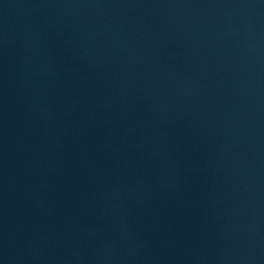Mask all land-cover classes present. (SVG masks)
I'll list each match as a JSON object with an SVG mask.
<instances>
[{
  "label": "water",
  "instance_id": "1",
  "mask_svg": "<svg viewBox=\"0 0 264 264\" xmlns=\"http://www.w3.org/2000/svg\"><path fill=\"white\" fill-rule=\"evenodd\" d=\"M0 164L264 264V0H0Z\"/></svg>",
  "mask_w": 264,
  "mask_h": 264
}]
</instances>
